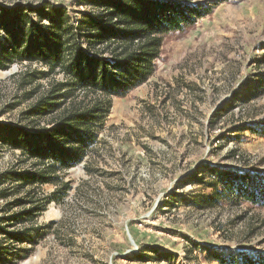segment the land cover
Masks as SVG:
<instances>
[{"label":"rangeland","instance_id":"rangeland-1","mask_svg":"<svg viewBox=\"0 0 264 264\" xmlns=\"http://www.w3.org/2000/svg\"><path fill=\"white\" fill-rule=\"evenodd\" d=\"M100 2L0 0V16L26 12L37 23L36 10L63 6L76 27L82 13L103 12ZM190 5L206 15L165 37L147 83L126 97L101 96L86 158L58 169V186H24L20 176L41 167L6 145V136L52 127L73 101L86 100V91L57 92L59 110L31 113L67 77L59 66L52 73L42 62L4 61L0 264H220L218 257H264V203L225 188L245 182L262 196L256 186H264V0ZM39 27L49 30L48 21ZM6 38L0 30V41Z\"/></svg>","mask_w":264,"mask_h":264},{"label":"trees","instance_id":"trees-1","mask_svg":"<svg viewBox=\"0 0 264 264\" xmlns=\"http://www.w3.org/2000/svg\"><path fill=\"white\" fill-rule=\"evenodd\" d=\"M100 5L104 7L100 15L82 13L76 27L72 24L75 18L63 6L34 10L39 17L37 23L26 12H17L19 18L10 20L7 14L11 11L2 10L0 30L7 38L4 43L0 41V69L8 67L4 61H36L48 65L52 73L59 66L60 73L67 77V83H58L31 113L59 110L61 94L57 92L73 88L86 91V100L73 101L52 127L30 135L13 129L6 136V145L21 150L41 167L38 172L20 176L26 187L50 183L58 186L56 171L76 167L86 158L85 148L95 139L92 128L105 104L101 96L126 97L147 83L155 72L165 37L184 32L206 15L190 5V0H101ZM44 21L49 23L47 31L39 27ZM245 184L229 182L225 188L244 201L264 203V186H256L261 196L249 192ZM62 186L64 196L69 186ZM43 210L40 208L38 213ZM217 260L220 264H264V257L253 260L242 255Z\"/></svg>","mask_w":264,"mask_h":264}]
</instances>
